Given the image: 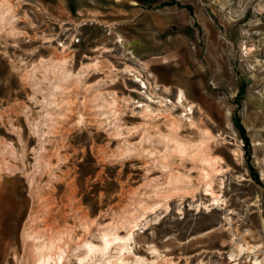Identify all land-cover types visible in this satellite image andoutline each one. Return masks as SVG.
Instances as JSON below:
<instances>
[{
	"label": "rangeland",
	"instance_id": "374dc122",
	"mask_svg": "<svg viewBox=\"0 0 264 264\" xmlns=\"http://www.w3.org/2000/svg\"><path fill=\"white\" fill-rule=\"evenodd\" d=\"M174 5L135 45L101 0H0V264H35L29 233L81 264L115 232L125 264H264V0ZM64 60L79 82L56 90ZM180 88L193 114L168 102ZM175 120L190 150L213 138L219 203L198 158L163 160Z\"/></svg>",
	"mask_w": 264,
	"mask_h": 264
},
{
	"label": "bare ground",
	"instance_id": "6f19581e",
	"mask_svg": "<svg viewBox=\"0 0 264 264\" xmlns=\"http://www.w3.org/2000/svg\"><path fill=\"white\" fill-rule=\"evenodd\" d=\"M11 16V9L9 8H0V32L7 28V26L11 25L12 22L10 20ZM67 61H62L58 66H54L55 71L54 73L57 76H62V78L58 81L56 85H54V88L56 90H59L62 88V85H69L72 82H79L78 76H76V80L72 77L73 75L70 74L69 70L66 68ZM135 75L138 79V81L142 84V89H145L147 92L149 91V86L145 80L142 79L141 74L135 72ZM64 88V87H63ZM66 89V88H65ZM181 91V90H180ZM146 93V95L149 93ZM151 98V97H150ZM162 102V101H161ZM166 102V101H165ZM174 107L176 108H185V111H188L189 114L194 113V106L193 104H189L188 99L186 98L185 94L181 91L176 96V101L171 102L168 100ZM145 110L148 114H152V110L150 109V106L147 104L145 106ZM81 119L83 117L81 116ZM172 132L169 135L162 136V141H164V145L166 146L165 154L163 160L166 161L170 159V157H173L174 155H180V156H190L193 159L198 158L204 168V178L207 180L208 189L207 195L212 196L215 203H219L221 199L215 195V193L212 190V181L215 174L217 175V171L214 168V160L211 159L210 155L208 154V149L211 143L213 142V138H208L207 146L204 148H196L195 150H190L192 146H190L187 142H184L180 139L178 135V131L181 128L180 124L175 120L171 123ZM209 141V143H208ZM197 159V160H198ZM164 164V163H163ZM180 183V180H176L173 178V180H170V186L174 185V188L178 186ZM137 223V222H136ZM137 224H135V227ZM29 237H31L35 241V256H36V262L35 264H57V262H63L65 257L66 251L63 249L62 241L58 240H50V241H43L39 242L38 237H32V234L29 233ZM103 244L101 246L94 245L90 242H85L84 247L87 248V256L86 258L81 259V264H85V261L92 260L93 257H96L97 254H101L102 256L106 257L110 254V250L112 246H115L113 250H115L116 256L115 257H109V259L105 262L106 264H114L112 261V258L115 259L116 264H125L127 253L130 251L131 242L133 241V233L130 232L126 237H122L117 232L114 234H107L105 233L103 235ZM130 243V244H129ZM112 250V251H113ZM144 262L143 259H138L135 264L139 262ZM151 264H156L155 262ZM255 264H258V262H255Z\"/></svg>",
	"mask_w": 264,
	"mask_h": 264
},
{
	"label": "crops",
	"instance_id": "0c3cea01",
	"mask_svg": "<svg viewBox=\"0 0 264 264\" xmlns=\"http://www.w3.org/2000/svg\"><path fill=\"white\" fill-rule=\"evenodd\" d=\"M103 3V10H106V14H101L100 21L105 24L107 27L109 25H114L115 27L120 26H132L137 27V33H135V37L132 38V41H135V45L137 42L142 40L143 38H147L146 36L152 35L151 27L152 20H155L159 23L160 30H164L165 16L162 12L164 9L178 8L177 5H173V0H101ZM179 4L184 5L192 3V0H175ZM172 2V3H171ZM169 5V6H167ZM155 9V10H154ZM116 13H113L112 11ZM110 11V12H109ZM158 11L157 14L154 12ZM141 28L144 31L139 30ZM143 32V33H140ZM116 36H121V32H116ZM153 36H156L153 35ZM125 37L124 35L121 36ZM124 39V38H123ZM143 39V40H144ZM128 40V39H127ZM131 41V42H132ZM185 94L186 98H188L187 93L184 89L180 88L177 91V94L181 91Z\"/></svg>",
	"mask_w": 264,
	"mask_h": 264
}]
</instances>
